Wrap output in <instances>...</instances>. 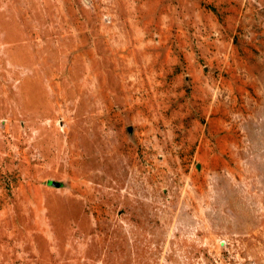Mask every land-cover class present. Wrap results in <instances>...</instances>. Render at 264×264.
I'll use <instances>...</instances> for the list:
<instances>
[{
	"label": "rangeland",
	"instance_id": "1",
	"mask_svg": "<svg viewBox=\"0 0 264 264\" xmlns=\"http://www.w3.org/2000/svg\"><path fill=\"white\" fill-rule=\"evenodd\" d=\"M0 264H264V0H0Z\"/></svg>",
	"mask_w": 264,
	"mask_h": 264
}]
</instances>
